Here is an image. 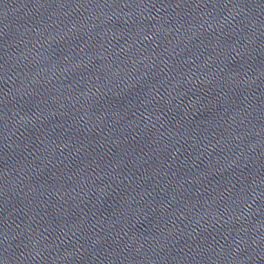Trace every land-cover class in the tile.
Listing matches in <instances>:
<instances>
[{
	"label": "water",
	"instance_id": "water-1",
	"mask_svg": "<svg viewBox=\"0 0 264 264\" xmlns=\"http://www.w3.org/2000/svg\"><path fill=\"white\" fill-rule=\"evenodd\" d=\"M0 264H264V0H0Z\"/></svg>",
	"mask_w": 264,
	"mask_h": 264
}]
</instances>
